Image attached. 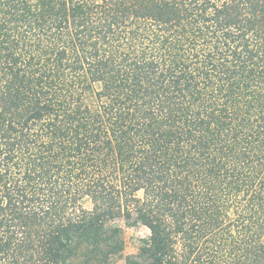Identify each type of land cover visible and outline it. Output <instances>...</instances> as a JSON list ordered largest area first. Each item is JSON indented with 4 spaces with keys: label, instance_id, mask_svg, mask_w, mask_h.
Listing matches in <instances>:
<instances>
[{
    "label": "trees",
    "instance_id": "16d2710c",
    "mask_svg": "<svg viewBox=\"0 0 264 264\" xmlns=\"http://www.w3.org/2000/svg\"><path fill=\"white\" fill-rule=\"evenodd\" d=\"M120 259L264 264V0H0V264Z\"/></svg>",
    "mask_w": 264,
    "mask_h": 264
},
{
    "label": "rangeland",
    "instance_id": "374dc122",
    "mask_svg": "<svg viewBox=\"0 0 264 264\" xmlns=\"http://www.w3.org/2000/svg\"><path fill=\"white\" fill-rule=\"evenodd\" d=\"M125 247L123 255L135 253L137 251V238L147 234V229L144 226H128L127 224L123 227ZM119 263H123V259L119 260Z\"/></svg>",
    "mask_w": 264,
    "mask_h": 264
}]
</instances>
